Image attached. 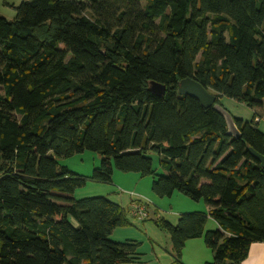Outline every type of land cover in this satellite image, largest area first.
<instances>
[{
  "label": "trees",
  "instance_id": "16d2710c",
  "mask_svg": "<svg viewBox=\"0 0 264 264\" xmlns=\"http://www.w3.org/2000/svg\"><path fill=\"white\" fill-rule=\"evenodd\" d=\"M0 15V264H115L138 244L114 242L128 224L105 197L74 199L86 178L55 157L84 150L113 170L154 176L152 192L203 199L208 213L178 215L174 264L190 239L205 264H238L264 242V133L224 118L177 84L192 78L216 97L264 107V0H23ZM154 81L163 96L149 91ZM222 106V105H221ZM223 107V106H222ZM158 158L161 175L153 169ZM208 218L217 229H205Z\"/></svg>",
  "mask_w": 264,
  "mask_h": 264
},
{
  "label": "rangeland",
  "instance_id": "374dc122",
  "mask_svg": "<svg viewBox=\"0 0 264 264\" xmlns=\"http://www.w3.org/2000/svg\"><path fill=\"white\" fill-rule=\"evenodd\" d=\"M18 3H20V1L17 2V4ZM262 102L264 105V99ZM220 103L232 117L241 119L243 122H250L253 116H257L259 120L257 121L255 118L253 120L255 127L264 133V107L249 108L244 103H239L223 96L220 98ZM151 156L154 172L156 175H161L162 170L158 165L157 156L153 154H151ZM55 159L58 168L60 166H66L71 172L86 178L85 184L73 191L72 197L74 199L105 197L119 204L121 208L124 209L128 224L114 228L109 239L114 242L133 241L137 243V258L132 262H119L115 264H174L169 235L156 226L155 221L162 218L170 224L175 225L177 217L181 213L201 211H206L203 213H207V210H203L205 202L202 198L195 201L179 192H174L169 197H159L152 192L151 188H146L144 184H140L138 188H135L134 180L132 181V179H128L127 177L118 180L115 178V174H119V176L123 174H127L128 176H139L137 173H124L114 169V178L117 180V183H100L92 181L89 177L93 169L99 166L101 159L95 152L84 150L70 157L56 156ZM139 177L141 178L142 176ZM152 177L154 176H144L142 178L152 181ZM137 197H142L147 204L145 209L147 217L144 220L134 217L131 213L130 199ZM210 224L211 221L208 220L206 226L211 228L212 225ZM200 239H202L204 243L203 238L201 237ZM191 244L192 243H188V249L191 250L193 254L198 253V249L192 247ZM182 252L185 254L184 250ZM187 257H182L181 253V261L184 264L186 263L185 261H188ZM190 264L196 263L190 262Z\"/></svg>",
  "mask_w": 264,
  "mask_h": 264
},
{
  "label": "crops",
  "instance_id": "0c3cea01",
  "mask_svg": "<svg viewBox=\"0 0 264 264\" xmlns=\"http://www.w3.org/2000/svg\"><path fill=\"white\" fill-rule=\"evenodd\" d=\"M21 2L22 0H0V15L5 17L8 20H11L15 17V11L13 8L10 7V5H17V2ZM119 173V172H118ZM164 173V172H162ZM139 175V174H138ZM140 176V175H139ZM139 176H128L127 174H123L122 176H119V174H115V178L118 179H124L123 177H127L128 179H132L135 182V188H138L140 184H144L146 188H151L152 181L151 180H144V178H140ZM114 178V173L111 178V182H116L117 180ZM110 182V183H111ZM134 200H140L145 202V200L142 197H137L134 199H130L131 205ZM192 210V209H191ZM203 210H207V213L209 212V208L206 206L203 207ZM206 212V211H201ZM178 218V217H177ZM208 220L211 221L212 227L208 228L205 225V229H217L218 225L215 223L214 220L211 218H208ZM207 220V222H208ZM206 222V223H207ZM188 243H192V247H196L198 249V253L193 254L191 250L188 249ZM183 250L185 251V254L182 252V257H187L188 261H185V264H190V262H195L196 264H205L206 262L210 261L212 259V253L211 251L204 245L202 242V239L196 238V239H190L185 242ZM182 250V251H183ZM187 253V254H186ZM189 253V254H188ZM238 264H264V242H255L252 243L248 250L247 257L241 261Z\"/></svg>",
  "mask_w": 264,
  "mask_h": 264
},
{
  "label": "water",
  "instance_id": "95a60500",
  "mask_svg": "<svg viewBox=\"0 0 264 264\" xmlns=\"http://www.w3.org/2000/svg\"><path fill=\"white\" fill-rule=\"evenodd\" d=\"M148 89L158 97L163 96L165 93V86L154 81H150ZM177 92L179 95H189L196 98L204 108L212 107L224 118L226 134L232 137L239 136V131L234 124L232 116L221 105L215 102L216 97L212 93L203 88L195 80L189 77L180 80L177 84ZM249 152L260 163V166L264 167V156L251 148H249Z\"/></svg>",
  "mask_w": 264,
  "mask_h": 264
},
{
  "label": "built area",
  "instance_id": "2783aa9c",
  "mask_svg": "<svg viewBox=\"0 0 264 264\" xmlns=\"http://www.w3.org/2000/svg\"><path fill=\"white\" fill-rule=\"evenodd\" d=\"M257 121L259 120V118L256 116L254 117ZM146 202L140 201V200H134V202H132L131 205V213L134 217L140 219V220H144L147 217V213H146Z\"/></svg>",
  "mask_w": 264,
  "mask_h": 264
}]
</instances>
